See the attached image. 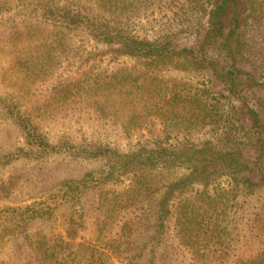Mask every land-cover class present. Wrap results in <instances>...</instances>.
<instances>
[{
    "label": "rangeland",
    "instance_id": "1",
    "mask_svg": "<svg viewBox=\"0 0 264 264\" xmlns=\"http://www.w3.org/2000/svg\"><path fill=\"white\" fill-rule=\"evenodd\" d=\"M47 2L81 6L109 25L106 40L56 23ZM211 3L0 0V264H28V242L39 237L52 240L44 248L70 245L58 263L105 264L102 247L116 248L122 233L129 255L109 254L114 264H264L260 175L196 178L164 157V147L225 138L249 158L264 137L253 117L264 102V0H243L229 18L248 78L236 88L215 73L225 55L205 38ZM133 41L141 44L126 53ZM88 82L102 88L97 110ZM203 108L206 126L186 129L185 114ZM48 206L47 222L20 233V212Z\"/></svg>",
    "mask_w": 264,
    "mask_h": 264
},
{
    "label": "trees",
    "instance_id": "2",
    "mask_svg": "<svg viewBox=\"0 0 264 264\" xmlns=\"http://www.w3.org/2000/svg\"><path fill=\"white\" fill-rule=\"evenodd\" d=\"M102 2V0H100ZM212 3V8L210 10V22L209 26L207 27L208 34L206 35V40L211 43L216 44V50L218 54L221 56L225 55V59L223 60L225 63L221 65L215 66V73L218 74V77H225L228 78V87H240L243 82H248V78L244 76L243 71L238 66V56L236 55L237 45H234V40L231 39L232 35L227 33V29L229 28V18L232 20H236L237 14L240 5L243 3V0H210ZM48 13L51 15V18L54 19L56 23L63 22L68 23L76 26H84L95 36L99 39L106 40V37L109 33V25L107 24L105 27H100L97 21L91 17V15L86 12L81 6H74L66 5L62 8H55L51 2H47ZM237 29V27H234ZM239 40H241L238 37ZM136 41H133L132 44H127L125 46L126 53L134 54L136 50V45H140ZM109 84H112L110 79ZM102 89L100 84H94L88 82L87 88L84 89L85 93L92 94L94 101V107L97 110L99 108V99H98V91ZM104 90V89H103ZM233 90V89H232ZM80 91H68V98L72 96H78ZM79 93V94H77ZM260 105V106H258ZM253 105L254 107V125H261L260 127L264 128V102L262 104ZM201 109V107H200ZM102 111V110H101ZM189 112V111H188ZM185 122H188L186 129L191 130L194 126H206L205 120L209 116V113L205 111L203 108L202 111H194L192 115L187 118V113ZM22 126L26 132L32 133L31 131V120L30 119H23L21 118ZM31 136L36 137V134L32 133ZM257 141V145L254 146L255 151L257 153L254 156H250L246 158L243 151L239 150H232V146L229 145L228 141L223 139H218L215 142L211 141H203L199 142L198 144L195 143H188L182 144L177 146L175 149H169L168 147H164L163 151L165 152L164 157L168 163H178L181 166H187L188 168H193V174L197 178L203 175H212V174H237V173H244L247 171L248 174H258L260 175L261 179L260 182L264 180V171H263V158H264V137L261 133L258 134V137L255 138ZM83 149V148H82ZM162 155V153H161ZM201 159V160H200ZM170 161V162H169ZM202 162L201 169L198 166V163ZM192 176V175H191ZM192 178V177H191ZM190 179V178H189ZM176 186L179 187V183H175ZM254 184V182H253ZM170 193V191H169ZM167 193V195L169 194ZM124 196V195H123ZM123 201L121 202L120 206L122 205ZM159 210L158 213L163 211L162 205H158ZM45 208H38L33 209L27 207L23 212L15 217L17 222V227L21 228L20 233L28 232V228H30L32 222L34 221H42L46 219V217L51 216V208L48 206V212H45ZM161 216V215H160ZM159 216V217H160ZM48 219V218H47ZM47 222V220H44ZM125 225L122 226V232L125 230ZM211 228V225H207V231ZM187 232V228H181ZM193 229L190 230V234H192ZM184 233V232H183ZM107 235H110L108 232ZM124 237V233L120 235L119 245L115 246L111 245V248L107 246L108 244L102 247L103 251L101 252V256L105 264H114L112 263L113 258L121 259V255L125 252L128 256L129 252L121 249V245L124 241L122 238ZM27 238V235L25 236ZM30 242H28L29 247V263L28 264H65L67 256L61 258L62 261L60 263L56 260V254L58 255L59 252L62 250H69L71 247L70 245H62L58 248L53 246L51 248H44L41 245L43 243L50 244L52 243L51 239L48 240L47 237L42 238H34L33 240L30 238ZM64 244H68V242L63 241ZM24 252H20V257H22ZM56 253V254H55ZM62 254L65 255L64 252ZM109 254L113 256V258L109 256ZM133 258L129 259V262L132 261ZM54 261L56 263H54ZM8 262V261H7ZM16 262V261H14ZM89 262H91L89 260ZM128 262V263H129ZM127 264V263H126ZM258 264V263H257Z\"/></svg>",
    "mask_w": 264,
    "mask_h": 264
}]
</instances>
